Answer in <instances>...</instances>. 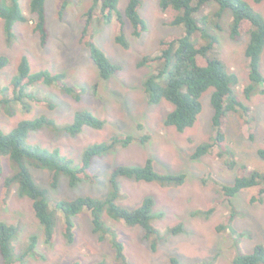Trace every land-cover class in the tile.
<instances>
[{"label": "rangeland", "instance_id": "rangeland-1", "mask_svg": "<svg viewBox=\"0 0 264 264\" xmlns=\"http://www.w3.org/2000/svg\"><path fill=\"white\" fill-rule=\"evenodd\" d=\"M65 0H47L46 12L50 39L42 45L40 34L35 31L33 21L17 22L14 37L9 38L6 22L0 18V56H6L9 63L0 69V99L5 97L2 88L10 84L18 73V66L24 56L31 62L33 71L63 72L66 83L75 90L74 94L64 92L56 85L39 83L28 88L34 96L28 105L13 103L10 108L0 103V129L10 133L23 120L47 116L54 121L49 127L31 131L27 142L54 149L63 153L77 164L86 147L109 141L118 134H131L138 138L149 135L147 142L140 140L128 145H118L115 150L99 156L92 171L99 175L95 182L83 180L76 186L69 184L63 176L58 187L50 184V170L29 165L37 183L47 187L52 204L58 200H73L80 196L104 197L110 190V175L119 164L143 165L147 158H153L155 169L161 173H185L182 185L163 186L159 182H148L122 177V196L119 203L129 209L140 206L146 197H153L155 205L153 223L159 230L158 250L151 248V240L145 238L141 227L128 226L105 214L106 223L118 231L119 239L126 245V264H170V258L177 256L182 264H234L235 257L251 253L258 244H264V200L252 202L257 194L256 187L242 190L233 199L237 214L233 228L219 230L231 214L228 202L220 204L209 216L201 211L209 210L216 200L223 198V191L217 180L233 183L236 169H230L225 159L217 153H208L193 159L197 146L214 139V109L211 98L214 87L201 97L203 104L196 123L184 131L167 125L165 119L173 109L168 100L152 103L145 89L146 79L158 68L160 61L142 63L145 57L157 56L160 41L170 34H185L183 26L170 21L175 10H164L159 0H144L141 14L147 22V29L140 37L132 34V25H126L129 47L116 41L119 23L109 22L95 13L93 20L94 40L106 55L121 69L109 79L100 77L89 48L81 42L85 23L84 13L93 0H67L68 5L61 17ZM264 17V0L256 3L248 0ZM31 0H22L25 13L30 16ZM128 0H121L124 9ZM219 5L210 2L197 13L201 21L206 14H213ZM223 29L216 30L219 43L210 56L220 58L229 71L239 76L235 90L250 107L254 129L247 127L241 113L230 112L228 118L227 142L239 164L249 170L264 171V160L259 156V147H264V83H259L252 96L247 98L245 87L251 82L250 65L245 54L248 36L233 40L230 33L232 11L226 9L221 18ZM193 41L203 43L200 32L192 35ZM205 62V59L203 60ZM261 72L264 75V50L261 56ZM78 96H80L78 98ZM79 110H88L106 121L103 128L87 127L77 136L63 129L72 123ZM143 125L141 128L139 125ZM252 130V131H251ZM254 132L255 138L250 137ZM228 159V157H227ZM3 177L0 179V221L19 227L14 245L20 254L33 235L39 237L38 245L23 264H124L117 260L116 251L109 238H102L94 231L90 214L84 210L74 217L75 241L70 243L62 233V213L58 212L56 240L45 242L43 227L36 217L32 200L21 196L18 185L4 198V180L15 174L18 165L6 154H0ZM216 179V181L214 180ZM182 224L183 230L171 233L170 229ZM0 264L3 258L0 252Z\"/></svg>", "mask_w": 264, "mask_h": 264}, {"label": "trees", "instance_id": "trees-1", "mask_svg": "<svg viewBox=\"0 0 264 264\" xmlns=\"http://www.w3.org/2000/svg\"><path fill=\"white\" fill-rule=\"evenodd\" d=\"M261 3L263 0H253ZM47 0H31L30 16L25 13L22 0H0V18L6 22L5 28L8 37H14V26L17 22L33 21L34 29L40 34L42 45H46L50 39V31L46 12ZM164 10L173 9L175 15L170 24L183 26L185 34H170L160 41L157 56L145 57L142 63L160 61L159 68L150 75L144 85L152 103H160L168 100L173 109L167 114L165 123L175 126L179 131H184L193 126L203 109L201 97L205 91L214 87L211 102L214 109L213 125L215 136L213 140L199 144L192 155L193 159H199L212 152L225 159V164L230 169H236L235 180L227 183L214 179L223 191V198L216 200L215 204L207 211H201L206 215L215 212L216 208L225 202L231 205V214L226 222L218 226L221 231L227 227L233 228L232 222L237 214L233 205L234 197L242 190L258 189L252 197V202L264 200V171L259 169L249 170L245 164H239L234 152L228 147L227 130L230 112L241 113L247 127L254 129L250 107L239 96L235 86L239 84V76L229 71L225 63L218 57L210 56L209 52L219 43L216 30L223 29L221 18L226 9L232 11L230 25V37L240 40L248 36L245 54L250 65V84L245 87V94L250 98L259 83H264V75L261 72V56L264 50V17L255 9L248 0H159ZM215 2L219 9L213 14L204 15L203 20L197 18V13L204 5ZM144 0H128L124 9L121 8V0H93L91 6L85 11V23L82 30L81 42L90 50V54L97 66L100 77L109 79L118 73L120 65L114 63L94 40L93 20L95 13L100 18L109 22L116 20L119 30L116 41L124 47H129L126 35V25H132V34L142 36L147 29V22L141 14ZM65 0L60 11L61 17L67 8ZM200 32L203 43L193 41L192 35ZM205 59V62L203 60ZM9 59L0 56V69L6 67ZM39 83L56 85L64 92L74 94L75 90L66 83V75L63 72L52 73L50 71H33L31 62L24 56L18 66V73L10 84L2 88L6 94L0 99V103L13 108V103L28 105L34 96L28 94V88ZM80 96H78L79 98ZM106 121L88 110L76 112L72 123L63 129L72 136H77L87 127L103 128ZM54 124L47 116H39L34 119L21 121L10 133H4L0 129V154H6L18 165L19 170L5 178L4 198L8 197L15 185L21 196H27L32 200L36 217L43 227L44 239L48 244L56 240L58 212L62 213V233L68 242L75 241L74 217L86 210L91 217L94 231L102 238H109L116 251L118 261L126 264L127 254L124 241L119 239L118 231L108 225L105 214L114 220L122 221L128 226L141 227L145 230V238L151 240V248L158 250L159 230L153 223V197H146L143 203L134 209H129L119 203L122 196V177L148 182H159L163 186L182 185L187 175L185 173H161L155 169L153 158H147L143 165L119 164L110 175V190L104 197L85 195L73 200L61 199L51 202V194L47 187L36 182L29 165L50 170V184L58 187L63 176L68 177L69 184L76 186L83 180L95 182L99 175L92 171L96 158L115 150L118 145L128 146L137 140L147 142L149 135L140 138L131 134H118L111 140L96 143L86 147L77 164L75 160L63 153L61 148L51 149L42 145H32L27 142L31 131L41 130ZM143 125H139L141 128ZM251 130V131H252ZM250 137L255 138L254 132ZM259 156L264 160V147H259ZM228 157V159H227ZM0 165V179L3 177ZM183 230L179 224L170 229L171 233ZM19 232V227L12 223L0 221V252L3 264H23L26 258L33 254L39 237L33 235L26 248L18 254L14 240ZM234 264H264V244H258L251 253L241 254L234 258ZM73 264H81L74 262ZM94 264H105L99 261ZM170 264H182L177 256L170 258Z\"/></svg>", "mask_w": 264, "mask_h": 264}]
</instances>
